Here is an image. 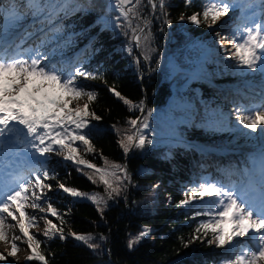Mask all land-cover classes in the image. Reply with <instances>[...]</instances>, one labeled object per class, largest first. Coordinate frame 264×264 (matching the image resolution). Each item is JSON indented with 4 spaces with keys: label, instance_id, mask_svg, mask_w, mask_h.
Wrapping results in <instances>:
<instances>
[{
    "label": "snow or ice",
    "instance_id": "snow-or-ice-1",
    "mask_svg": "<svg viewBox=\"0 0 264 264\" xmlns=\"http://www.w3.org/2000/svg\"><path fill=\"white\" fill-rule=\"evenodd\" d=\"M194 2L185 0L186 7ZM147 3L151 6L150 16L142 15L143 0H105L98 5L93 4V0H0V17L4 21L0 24V241L11 245V250L0 252L3 264H8V258L16 255L20 244H25L30 254L25 261L16 264L33 261L49 264L42 245L52 239L63 241L71 236L94 252L107 241L108 237L103 234L98 238L101 243H92L97 237L91 233H65L64 214L47 194L52 185L45 181L58 176L55 166L50 167L53 154L62 156L58 163L71 162L94 184H103L107 199L99 193L89 194L57 180L58 191L73 199L91 201L101 215L108 201L119 196L127 188L125 181L130 180L126 167L118 163L103 158L104 166L100 167L85 158V154L94 152L90 137L93 132H99L100 127L93 121L98 122L101 117L91 109L97 93L80 78L98 80L102 79V74L85 70L80 53L71 60L64 58L62 50L82 33L65 35L62 21L95 7L106 8L96 23H103L105 28H120L125 36L130 32L125 50L131 54L134 47H143L145 52L141 54L148 60L147 52L154 51L150 48L153 18L160 22L161 31L164 25L171 24V20L164 10L166 0H147ZM241 5L240 16L231 23L225 21L227 34L216 32V38L220 47L230 55L232 63H227V68L242 76H259L255 85L259 91L249 98L248 103L237 105L233 127H229L233 123L231 113L225 114L207 106L200 126L213 131L238 132L256 143L253 150L245 154L243 168H218L224 178H194L185 188L184 198L178 201V206L197 202V210L186 220L200 218L187 241L181 238L183 247L188 248L200 240L223 249L205 264H264V111L260 110L264 109V0H200V12L187 17L182 13L179 17L180 21L186 19L192 25L203 24L211 29ZM157 6L160 9L158 15ZM113 11L118 15L109 20ZM28 17L32 18V23L18 32ZM134 20L137 21L135 26ZM37 33L39 38L33 40ZM96 39L92 37L86 49L91 48ZM226 44L230 45V52ZM191 46L203 49L207 54L215 51L199 41ZM57 56L60 58L56 59ZM252 86L249 82V87ZM109 91L130 108L143 111V100L134 104L114 86ZM80 99L85 100L82 106L77 104ZM147 111L151 114L152 110ZM127 123L135 130L123 134L118 141L125 154L133 148L143 149L146 144L153 143L144 134V129L150 126L147 117L130 119ZM116 132L120 134L119 129ZM170 135L175 137L173 147L189 146L174 132ZM165 158L169 156L166 154ZM233 176H238L239 180H233ZM29 209L33 211L30 213ZM49 215L57 218L60 224L49 219ZM39 220L44 221L43 231H30L38 228ZM151 231L149 226H143L138 234L127 240V247L133 249Z\"/></svg>",
    "mask_w": 264,
    "mask_h": 264
},
{
    "label": "trees",
    "instance_id": "trees-1",
    "mask_svg": "<svg viewBox=\"0 0 264 264\" xmlns=\"http://www.w3.org/2000/svg\"><path fill=\"white\" fill-rule=\"evenodd\" d=\"M104 2L105 0H93V4L97 5ZM199 4L200 0H195L192 6L186 7L185 0H166L164 10L168 13L167 18L171 20V24L164 25V30L161 31L160 22L153 18V40L150 48L154 51L147 52L148 60L141 54L145 52L143 47L139 50L134 47L131 54L125 50L130 32L125 36L120 28H105L103 23H96L97 19L105 14V8L95 7L87 13H76L63 19L65 35L72 32L82 33L74 37V42L62 50L64 58L70 57L71 60L80 53L85 70L102 74V79L98 80L80 78L82 83L89 85L91 90L97 93V99L92 102L91 109L101 117L100 121H93L100 127V131L93 132L90 137L94 152L85 154V158L100 167L104 166L103 158L118 163L126 167L130 180L125 181L127 188L119 196L108 201V206L101 215L91 201L73 199L67 194H61L54 190V184L59 180L66 186L89 194L96 192L107 199L102 183L94 184L70 162L58 163L61 161L58 160L50 165L55 166L58 176L56 179L45 181L52 185V190L47 194L51 197L53 205L64 214L65 233H91L97 237L92 243H101L98 239L100 234L108 239L101 243V248L95 252L71 236L63 241L59 238L52 239L42 245L49 264H86L97 259L105 264H205L206 260L211 261L214 255L221 252L212 250L206 241L197 240L188 248L183 247L181 242V238L187 241L200 219L197 217L195 220H186V217L191 218L193 211L197 210L194 203L178 206V201L184 198V190L190 186V181L202 176V172L193 171L191 168L189 156L192 152H188L190 148L173 147L175 142L159 143L158 140L148 138L153 143L146 144L143 149L133 148L125 154L118 144L123 134H131L134 130V126L127 121L142 114L150 115L156 127L161 129L159 119L157 121V117L147 111H154L156 108L162 109L165 115L173 118L174 131L182 136L214 143L224 142L227 138H233L238 143L256 142L250 137L235 135L234 131H213L201 127L202 123H185L181 120L182 116L193 118L194 114L202 113L203 107L196 106V96L201 99L213 97L222 102V111L227 114H232L236 104L203 80L185 82L179 77L175 81L176 88L173 91V81L167 79L169 67L166 61L169 57L192 68H198L199 62L205 60V73L218 84L245 78V75H239L233 69L227 68L225 61L221 62L222 54H207L203 49L191 46L193 42L199 41L212 48L206 39L216 33L213 27L209 29L203 24L195 26L186 19L179 20L182 13L187 17L193 12H200ZM141 7L142 15H151V6L147 0H143ZM159 11L157 6V15ZM136 23L134 20L133 25ZM92 37L97 39L91 48L86 49ZM80 47L81 49L75 52ZM113 86L134 104L143 100V111L125 105L109 91ZM80 101L81 105L85 103L84 99ZM116 129L120 130L119 135ZM81 150L83 151L82 148ZM191 150L201 154L197 149ZM166 154L169 156L167 159ZM152 185L157 187L153 188ZM48 218L60 224L57 218L51 215ZM145 225L151 227V234L130 250L127 240L138 234ZM8 264L16 262L13 263L8 258Z\"/></svg>",
    "mask_w": 264,
    "mask_h": 264
},
{
    "label": "rangeland",
    "instance_id": "rangeland-1",
    "mask_svg": "<svg viewBox=\"0 0 264 264\" xmlns=\"http://www.w3.org/2000/svg\"><path fill=\"white\" fill-rule=\"evenodd\" d=\"M241 8H242L241 6L236 8V13L238 15L241 14ZM229 18H231V17H227V16L226 17H222L221 20L216 25L213 26V29L216 30V32H220L221 35H226V34H223V33L227 32V28L225 27V21H231L232 22V20H230ZM27 23L28 24H31L32 23V18L31 17H28L23 22V24H27ZM37 27H38V25H37ZM207 42H210L211 43L213 49H215V54L216 55H218V54L221 55L222 54L221 62L222 61H225V63L231 62L230 55L225 52V49H223V48L220 47V42L216 38V33H214L212 36H210L209 39H207ZM225 47L229 49V52L231 51L230 45H227L226 44ZM56 59H58V58H56ZM200 68H201V66H200ZM196 76H201V74H198L197 73ZM249 82H251V84L253 85L252 88H256L255 85L259 82V76H246L245 79H243L242 81H239L238 83H234V82H231V83H223L222 84V87L226 91H228V93L231 95L230 98L232 99V101H235L239 105H244L243 103L234 100L232 98V96L238 95V93H242V92H245L246 93L245 90L248 89ZM174 85H173V87L175 88ZM190 93L192 94V90L191 89H190ZM196 93H197V91H196ZM194 99H196L197 102H200L201 103V101H199L200 98L198 96L194 97ZM205 100L202 102L203 107H206L207 106L209 109H213V110H217L218 109L219 111L222 112V110H220L221 109V106H222L221 102H216L215 104H213V100L214 99L210 98L207 101H205ZM197 102H196V104H197ZM77 104L80 105V106H82L80 100L77 101ZM260 110L261 111H264V109H260ZM245 114H247V113H245ZM202 118H203V116L200 115L198 117V121L197 122H203V119ZM230 120H232L233 123L232 124H229V126L230 127H233L235 125V123H236L235 111H232V115L230 116ZM240 127L242 128L243 126H240ZM167 133H168V135L165 134L164 136L169 137L170 136V133L169 132H167ZM238 134L239 133L236 132V135H238ZM255 143L256 142H253L252 144H249L247 142L238 143V142L234 141L233 138H231V139L230 138H227V139L224 140V142L219 143L218 145H229L231 147H237L236 149H238L240 152L244 150L243 152L240 153V155H243V156H241L242 157L241 159L239 158V156H237V158H235V160L230 161V162H233V161H235V162H241L242 160L244 161L245 154L253 150V147H254V144ZM58 160H62V156L53 154V158L50 161V163H53L54 164V162H57ZM54 187H55L54 190H56L57 192L62 193V191H58L57 190V184L56 183L54 184ZM164 200H166V197L164 198ZM193 203L196 204L197 202H193ZM43 206L46 207L47 205H43ZM28 211L31 213L33 210L29 209ZM36 214L38 216L39 215H42L41 213H36ZM9 222H11L10 221V218H9ZM44 227H45L44 221L43 220H39L38 221V228L30 229V231H32V232H38V231L39 232H42L43 229H44ZM16 231H17V234H18V230H16ZM9 238H11V237H9ZM39 238L44 239L42 236H40ZM211 247H213V250H220V251L222 250L223 251V249L216 248L215 246H211ZM0 249L4 250L6 252V250H11V245L10 244H5L4 242L0 241ZM29 254H30V252H29L27 246L25 244H20L19 247H18V250L16 252V255L13 256V257H11V258L14 260V262H17V261L23 262ZM86 264H105V263H103L99 259H97L94 262H90V263H86Z\"/></svg>",
    "mask_w": 264,
    "mask_h": 264
},
{
    "label": "bare ground",
    "instance_id": "bare-ground-1",
    "mask_svg": "<svg viewBox=\"0 0 264 264\" xmlns=\"http://www.w3.org/2000/svg\"><path fill=\"white\" fill-rule=\"evenodd\" d=\"M230 22V21H229ZM231 23V22H230ZM28 25V23L27 24H22L21 25V28L19 29L21 32L23 31V29H24V27H26ZM18 31V30H17ZM19 32V31H18ZM34 38L35 37H33V40H34ZM29 43H32V41H29ZM259 90V89H258ZM246 91V93L245 92H242V93H238V95H235V98L236 99H239V100H242V101H248L249 102V98L252 96V92H250L248 89H246L245 90ZM248 91V92H247ZM244 151V150H243ZM243 151H241V152H243ZM240 152V153H241ZM240 153L239 154H233V155H226L224 158L226 159V160H228L230 157H233V158H237V156H239V158L241 159L242 157L241 156H243V155H240ZM243 162V160L240 162V166H241V168L242 167H244V164L242 163ZM223 177V176H222ZM224 178V177H223Z\"/></svg>",
    "mask_w": 264,
    "mask_h": 264
}]
</instances>
